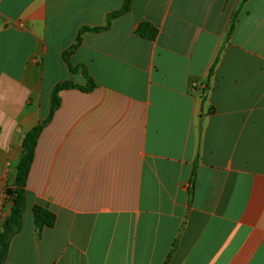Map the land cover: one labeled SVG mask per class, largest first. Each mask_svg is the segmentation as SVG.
<instances>
[{
  "label": "crops",
  "instance_id": "obj_1",
  "mask_svg": "<svg viewBox=\"0 0 264 264\" xmlns=\"http://www.w3.org/2000/svg\"><path fill=\"white\" fill-rule=\"evenodd\" d=\"M125 3L0 0V230L43 125L7 264H264V0H131L84 31Z\"/></svg>",
  "mask_w": 264,
  "mask_h": 264
},
{
  "label": "trees",
  "instance_id": "obj_2",
  "mask_svg": "<svg viewBox=\"0 0 264 264\" xmlns=\"http://www.w3.org/2000/svg\"><path fill=\"white\" fill-rule=\"evenodd\" d=\"M131 0H126L125 7L111 14L108 18L107 25L102 28H85L84 31L100 32L107 30L111 26V22L121 16L122 14L129 11ZM232 30V29H231ZM138 34L150 40H153L157 36V29L149 23L142 24L138 29ZM81 38H79V43ZM78 68L72 69L73 72L77 71ZM73 87V84L66 82L58 85L52 96V107L51 115L54 110L59 107V93L60 91ZM95 83L90 79L88 89H93ZM87 89V90H88ZM43 128V125H38L26 134L23 140V154L21 160L16 168L15 184L12 188L6 189V195L12 199V209L10 216L4 222L0 230V264H7L9 258V251L11 243L14 237L21 231L23 226V216L27 207V180L29 171L33 162L35 148L39 134ZM33 216L35 226L39 232V235L45 228H53L57 222L55 213L48 207L43 205H35L33 207ZM174 247H176V242ZM170 258V256H169Z\"/></svg>",
  "mask_w": 264,
  "mask_h": 264
},
{
  "label": "built area",
  "instance_id": "obj_3",
  "mask_svg": "<svg viewBox=\"0 0 264 264\" xmlns=\"http://www.w3.org/2000/svg\"><path fill=\"white\" fill-rule=\"evenodd\" d=\"M198 86H199V85L196 84V87H198ZM199 89H200L199 91L203 93V90L206 89V88H205L204 86L200 85V86H199Z\"/></svg>",
  "mask_w": 264,
  "mask_h": 264
}]
</instances>
